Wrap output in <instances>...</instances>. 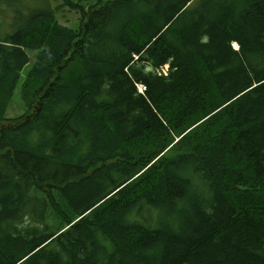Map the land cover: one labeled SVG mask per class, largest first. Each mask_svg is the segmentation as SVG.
<instances>
[{
	"label": "trees",
	"instance_id": "16d2710c",
	"mask_svg": "<svg viewBox=\"0 0 264 264\" xmlns=\"http://www.w3.org/2000/svg\"><path fill=\"white\" fill-rule=\"evenodd\" d=\"M29 1L0 0V264H264V0Z\"/></svg>",
	"mask_w": 264,
	"mask_h": 264
},
{
	"label": "rangeland",
	"instance_id": "374dc122",
	"mask_svg": "<svg viewBox=\"0 0 264 264\" xmlns=\"http://www.w3.org/2000/svg\"><path fill=\"white\" fill-rule=\"evenodd\" d=\"M53 2H54L55 8H57V11H56L57 23L64 27H74L77 23V19H78L77 15H75L67 7H64L63 5H61L62 4L61 0H53ZM16 3H17V7L23 12H25L27 8L34 6L29 0H16ZM1 6L2 5H0V9L2 11L0 12V28H1V31L4 33L6 31H10L11 29L10 27L11 10L7 9L6 7H1ZM33 56H34L33 53L29 54V57L31 60L33 59ZM29 68L30 66L26 67L25 70H28ZM24 112H25V108L23 104L21 103V101L19 100L18 94H15L13 97V100L10 102V105L8 106L6 110L5 117L8 120L15 119L19 117L20 115H23ZM148 213H149V217L156 216L155 212L148 211L146 213V217L148 216ZM99 241L101 245L106 246L108 250H110V246L108 245V239L102 236H99Z\"/></svg>",
	"mask_w": 264,
	"mask_h": 264
}]
</instances>
